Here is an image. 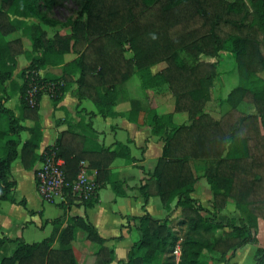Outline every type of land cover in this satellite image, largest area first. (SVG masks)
I'll return each instance as SVG.
<instances>
[{
	"label": "trees",
	"instance_id": "trees-1",
	"mask_svg": "<svg viewBox=\"0 0 264 264\" xmlns=\"http://www.w3.org/2000/svg\"><path fill=\"white\" fill-rule=\"evenodd\" d=\"M55 1L0 0V201L25 205L24 199L13 195L10 168L16 160L34 172L40 159L38 102L43 93L55 109L62 94L74 85L78 102L85 97L95 115L113 117L119 115L114 109L116 86L135 73L142 91L166 85L172 111L146 110L151 132L162 138L163 145L146 181L137 187L142 213L126 218L134 221L138 236L122 264H152L161 255L164 260L154 264H198L203 251L218 252L217 261L228 264L236 249L257 242V220L264 224V0H74V16L63 22L46 15ZM10 13L16 20L25 19L19 29L29 41L27 49L19 37L7 38L15 31ZM28 18L37 21L27 22ZM56 26L68 29L49 35L48 29ZM226 49L239 80L226 96L230 110L216 120L204 111V103L216 76L215 59ZM180 52L188 56L181 57ZM19 54L28 63L14 74ZM159 64L163 66L153 69ZM58 65L59 75L38 74ZM30 84L42 86L31 106L24 99ZM14 95L17 114L6 106ZM241 101L252 103L255 113H238L235 107ZM175 112H184L187 123H174ZM136 114L130 105L123 115L133 122ZM69 125L67 120L66 130L42 150H54L63 159L67 181L74 179L79 161H87L88 168L95 169L97 190L111 160L125 154L72 131ZM195 164L201 168L194 174L190 165ZM198 177L208 185L212 211L231 199L239 209L236 221L233 217L216 221L200 214L207 209L191 196ZM109 185L116 196L124 195L121 181L111 180ZM96 190L79 203L91 207ZM150 195L157 196L167 210L162 218L145 211ZM73 201L67 195L57 203L62 216ZM176 211L182 218L178 223L184 225L181 236L168 225ZM62 216L50 220V235L39 241L0 236V249L6 241L14 243L9 255L0 256V264H77L71 248L75 229L97 245L94 255H100V264L113 260V250L105 244L119 236L102 238L84 214ZM215 232L225 235L215 236ZM202 233H212V238L204 239ZM176 244L175 263L171 252ZM253 264H264V247L255 248Z\"/></svg>",
	"mask_w": 264,
	"mask_h": 264
},
{
	"label": "crops",
	"instance_id": "crops-1",
	"mask_svg": "<svg viewBox=\"0 0 264 264\" xmlns=\"http://www.w3.org/2000/svg\"><path fill=\"white\" fill-rule=\"evenodd\" d=\"M29 19V18H28ZM26 21H29L26 19ZM30 21L35 20L31 19ZM29 21V22H30ZM54 28V27H53ZM50 35V34H49ZM27 49V48H23ZM18 57V56H17ZM16 67L19 65V58H16ZM24 59V58H23ZM68 56L66 55V58ZM28 61L26 58L22 62V68L26 66ZM18 69V68H17ZM16 70V69H15ZM14 74L17 72H15ZM45 72H50L52 74L59 75L61 73V65L58 66H48L46 69L39 70L38 74L42 75ZM132 75H136L135 73L131 74L127 80L118 84L116 86L115 91V111L119 112V115L113 117H106L101 118L98 115H95V108L93 104L87 98H81L78 102L76 97L74 96V85H72L67 91H65L60 101L56 104L55 109L51 104L50 98L46 93H43L40 96L38 102V115H39V123H40V130H41V137L39 141V149L40 152L43 147L48 144H51L58 136V134L62 131H65L67 128V120L70 123L69 128L72 131L80 132L82 134L87 135L89 138L94 140L97 143L103 144L109 149L113 150L114 152H121L125 155H117L111 160L109 165L107 166V171H105L102 176L104 177L103 180L99 183V188L96 190V200L91 207H83L79 202L73 201L70 204L62 216V209L61 212L54 216H62V218H66L67 216L73 215H86L89 222L95 227L99 236L105 239H109L112 237L119 236V239L110 240L106 242V246H109L113 250L114 260H112L109 264H117V260H122V263L125 261L126 257H123V247L125 252L131 243L133 242L131 229H133V221L128 220L130 216H138L142 213L141 209V201L142 198L140 193L137 189L139 184L144 183L147 178V172H150L153 168L156 159L160 156L162 151L163 141L158 135H154L151 132V128L147 120L145 119L146 115V107L154 108L157 112H170L172 111V97L170 96L167 90L165 91H158L156 90L157 87L151 88L147 91H142L139 85V80L137 81L131 80L129 85H125V82L129 80ZM162 86V85H160ZM159 86V87H160ZM159 92V93H158ZM16 97V95L12 96ZM45 98L50 103V108L45 112L44 117L40 113V105L42 99ZM9 99V100H10ZM8 100V101H9ZM92 106H90L89 103ZM134 108L137 111L135 116V121L128 120L123 114L124 112L130 107ZM149 109V108H148ZM88 112L90 114H88ZM184 112H175L172 116V121L174 123L177 122L180 115H183ZM185 115V114H184ZM186 117V116H184ZM101 118V120H100ZM83 121L81 126L76 125ZM102 122V124H100ZM85 123H89V125H84ZM180 123H187V119L183 120ZM179 124V123H176ZM80 127V128H79ZM108 127V128H106ZM24 137V136H23ZM121 144L125 146V148L120 149L119 145ZM131 158V160H129ZM127 159L129 161H127ZM87 163V161H85ZM37 164V163H36ZM36 166V165H35ZM89 169V168H88ZM93 176H95V169H89ZM33 172V169H32ZM33 178V173H32ZM15 180V179H14ZM111 180H119L122 183V189L124 191L123 196H116L112 189L110 188L109 182ZM34 185V183H33ZM16 186V181H15ZM15 188V187H14ZM111 189V193L109 192ZM36 191V190H35ZM104 191L106 198L109 201L113 202V206L117 208L116 211H112L106 209L107 203L102 201L101 192ZM194 192V190H193ZM191 193V196L194 197V193ZM155 195H150L147 198V201L144 205L145 211H147L152 217L154 213H152V209L156 212L159 217L155 218H162L165 214L164 209L161 206V203L158 199L155 200ZM198 199L196 196L194 197ZM208 198V197H207ZM199 201V200H198ZM43 202V201H41ZM24 203L25 200H24ZM47 204H55L56 202H43ZM24 205V210H29ZM58 206V205H57ZM34 211L30 218L26 219L24 223L18 224L17 226L25 227L26 224L32 222L33 224H37L36 226L40 227L39 225L41 222L40 215L42 213L41 210L30 209ZM109 211V213H108ZM38 215L39 221L36 223L33 221V217ZM4 215L0 210V230L3 233L0 236H5L10 238L9 232L11 228L14 227V223L11 221L10 223L6 222V219L3 218ZM53 218H50L53 219ZM49 219H45V223L50 222ZM258 227L260 226L259 220H257ZM44 224V223H43ZM50 224V223H49ZM52 230V225L50 224V231ZM49 233L47 236H49ZM75 238L72 241L71 248L73 254L75 256V243H82L84 241L87 242L85 239V234L79 230L75 229ZM7 234V235H6ZM45 236V237H47ZM16 237H21L20 235H16ZM43 237V238H45ZM13 239V237H11ZM130 239V240H129ZM122 242H125V245L122 246ZM85 248V247H84ZM76 258V256H75ZM87 258V257H86ZM88 262H91L92 256H88ZM77 260V259H76ZM78 261V260H77ZM79 263V262H78Z\"/></svg>",
	"mask_w": 264,
	"mask_h": 264
},
{
	"label": "rangeland",
	"instance_id": "rangeland-1",
	"mask_svg": "<svg viewBox=\"0 0 264 264\" xmlns=\"http://www.w3.org/2000/svg\"><path fill=\"white\" fill-rule=\"evenodd\" d=\"M76 2L74 0H56L54 5L51 7V9L46 13V15L48 17L54 18L56 20H58L59 22H63L66 18L69 17H73L75 14V10H76ZM14 28L15 31L13 33H11L10 35H8V39H13V38H17L19 37L20 41H21V46L22 48H28L29 46V41L27 39V37H23L20 34V29H21V25H22V21H24L25 19H22V21L20 20H16L11 13L8 14ZM35 20L37 21V19L35 18H29L27 20ZM27 21V22H29ZM20 28V29H19ZM67 26H56L54 28H49L48 29V33L50 35H52L54 32L57 33H64L65 31H67ZM179 55L181 57H186L188 56L186 53L184 52H180ZM19 58V65L16 67L15 72L19 69L20 64H22V62L24 61L25 57L22 54H19L18 57ZM24 58V59H23ZM187 59H191L190 57H188ZM213 60V59H211ZM216 61V76L212 81V84L209 88L210 90V98L209 100H207L204 103V111L206 113H208L212 118L214 119H219L222 116L225 115V113H227L230 110V106L227 104L226 102V96L227 93L229 92V90L237 84L238 82V76L236 73V68H235V63H234V59L231 56L230 52L226 49V50H222L219 52L218 57L215 59ZM163 66L162 64H159L157 66H155V68L153 69H158L159 67ZM18 68V69H17ZM131 80H135L137 81L136 75H132L128 81L125 82V85H129L131 83ZM163 89V90H162ZM158 91L162 92L168 90V88L166 87V85H162L160 87H157ZM162 90V91H161ZM159 93V92H158ZM170 94V92H169ZM171 96V94H170ZM17 95L16 97H13L12 99H10L9 101L6 102V106H8L9 108H11L13 110V112L15 114H17V106H18V99H17ZM87 103H89V101H87ZM90 106L91 103H89ZM50 108V103L49 101H47V99L43 98L41 101V105H40V113L43 115L45 112ZM149 107H146L145 109L148 110ZM236 111L240 114H244V113H255V108L253 106L252 103H249L248 101H241L239 102V104L235 107ZM183 115L179 116V119L177 120L176 123H180L183 120H185L187 117L185 113H182ZM185 114V115H184ZM101 120V118H100ZM102 124V122L100 123ZM108 128V127H106ZM23 137V134H22ZM36 165V164H35ZM191 169L193 170V173L195 174V172L199 171V169L201 168V165L199 164H195V165H190ZM11 175L12 177L15 179L16 181V186L14 188L13 191V195L15 197L16 200H21L24 199L25 200V207H27V209H35V210H41L42 213L40 215V219L41 221H43V223L41 222L39 225H41L40 227L36 226L37 224H33L32 222H29L28 224L25 225V227L23 228V226H17L18 224L24 223V221L28 218L31 217V215L27 214V211L24 210V207H22L21 205H17V204H12L9 203L8 201H0V210L2 211V214L4 215V219H6V222L4 223H10L11 221L14 223V227L10 229L9 232V236L11 237H15L16 235H20L25 242H34V241H39L41 240L43 237L47 236L49 231H50V224L49 223H45L44 220L45 219H49L53 218L54 216H57L60 212L61 209L55 205V204H47V203H43L41 202V199L39 198V196L37 195L34 185H33V178H32V169H23L21 167V165L19 164L18 161H13L11 164ZM109 192L111 193V189H109ZM194 197L196 196L199 200V203L204 206L207 210L206 211H201L200 214L205 217L208 218L212 217L213 220H225L229 217H233L235 219V221L238 218V214H239V209L235 206L234 202L231 199H226L225 204L222 208H219L216 211H212L211 209V193L209 191L208 185L205 181V179L203 177H198L196 179V181L194 182ZM101 196H102V201L107 203V207L106 209L108 210L109 207L112 208V210L116 211L117 208L115 206H113V202L109 201L108 198H106V195L104 194V191L101 192ZM111 197H112V193H111ZM193 197V198H194ZM208 197V198H207ZM155 200L158 201L157 197H154ZM172 206V203L170 204V207ZM110 211H112L109 208ZM167 210L164 209V212L166 213ZM213 212V213H212ZM109 213V211H108ZM152 213L154 217H159L157 214H155L156 212L152 209ZM212 213V214H211ZM172 215V214H171ZM213 215V216H212ZM33 221L36 223V221H39V217L38 215H36V217L32 218ZM181 215L179 214L178 211H176L170 219V222L168 223V225L174 230V232L177 233V235L181 236L184 230V225L179 224V220H181ZM261 220V219H260ZM134 222V221H133ZM262 223V222H261ZM134 225V223H133ZM131 233H132V240L136 239L138 236V232L136 231V229L133 227V229H131ZM3 233L0 230V235H2ZM54 234V233H53ZM215 236L217 235H225V233L223 232H215ZM7 235V234H6ZM50 235V233H49ZM204 239L206 238H212V233H202L201 235ZM54 238V235H51V240ZM257 242L255 243H248L245 244L243 246H241L240 248L236 249L234 252V255L232 258L229 259L228 264H253L254 261V251L255 248H257L258 246L260 247H264V224H260V228L257 227ZM130 240V239H129ZM55 244V242L53 243ZM125 245V242H122V246ZM96 246L93 242L91 243L90 241L87 240L84 241V243H82V246L80 245V243H75V250H76V263L77 264H100V255H94V251L96 249ZM14 247V243L12 241H6L2 248L0 249V256H6L9 255L11 250ZM85 247V248H84ZM123 257H126V252L124 250L123 247ZM172 254V253H171ZM170 254V255H171ZM91 255V262H88L89 258L88 256ZM219 254L218 252H213V251H203L199 257V262L198 264H221L219 261H217ZM87 257V258H86ZM178 257H174L172 254V259L175 263L178 260ZM113 260H114V256H113ZM126 260V258H125ZM162 260H164V256L161 255L157 258H155L151 263H161ZM79 262V263H78ZM117 264H122V260H117Z\"/></svg>",
	"mask_w": 264,
	"mask_h": 264
},
{
	"label": "built area",
	"instance_id": "built-area-1",
	"mask_svg": "<svg viewBox=\"0 0 264 264\" xmlns=\"http://www.w3.org/2000/svg\"><path fill=\"white\" fill-rule=\"evenodd\" d=\"M45 87L48 84L45 83ZM41 85L30 84L25 90L24 99L28 105L35 103V95ZM33 172V183L37 195L43 202L58 203L65 201L67 195L74 201L81 202L92 197L96 190L93 173L88 169L84 160L79 161V169L71 181L65 180L63 173V159L54 150H41ZM174 257L179 255V246L176 244L172 249Z\"/></svg>",
	"mask_w": 264,
	"mask_h": 264
}]
</instances>
